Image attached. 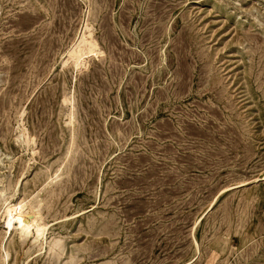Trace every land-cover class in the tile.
Listing matches in <instances>:
<instances>
[{
  "label": "rangeland",
  "instance_id": "obj_1",
  "mask_svg": "<svg viewBox=\"0 0 264 264\" xmlns=\"http://www.w3.org/2000/svg\"><path fill=\"white\" fill-rule=\"evenodd\" d=\"M1 190L0 264H264V0H0Z\"/></svg>",
  "mask_w": 264,
  "mask_h": 264
},
{
  "label": "bare ground",
  "instance_id": "obj_2",
  "mask_svg": "<svg viewBox=\"0 0 264 264\" xmlns=\"http://www.w3.org/2000/svg\"><path fill=\"white\" fill-rule=\"evenodd\" d=\"M86 17H87V14H86ZM84 26H85V24H84ZM82 31H83V33L80 36L79 41H77V43L74 46H72V49H70V51H69V57L73 60V63L75 65V69H78V68H80V66L84 65L86 63V60H87L86 58H88L89 55H91L92 53H97L99 50H101V48L99 49V47H98L101 44H99L98 38L95 36L92 28L88 24H86L84 30H82ZM67 60L68 59H66V61ZM65 63H67V62H65ZM64 100H66V99H64ZM67 100L64 101V103L67 102ZM70 121L72 122V120H70ZM26 130H27V128H26ZM27 138H29V136ZM3 193H4V191L1 190L0 191V199L3 196H5ZM7 201H8V199L4 198L3 206L1 208V210H2L1 214L8 216V219H7L8 227L10 229H13V222L15 220H17L18 226L15 227V230L19 229L21 231V234H24L26 231H28V229L30 228L31 225L37 224V237L35 238L34 241H38L40 238H42L44 236L46 224L43 223L42 221L38 223V217L40 214L41 199L36 200V201L29 200L27 203L25 201V199L23 198L20 202H17V204L14 203L15 205H10V203H7ZM26 210L31 211L33 213L32 221L29 224L25 221V219L23 217V212H25ZM1 249L5 253L6 257L10 256V252L8 250V247H7V240L1 241Z\"/></svg>",
  "mask_w": 264,
  "mask_h": 264
}]
</instances>
